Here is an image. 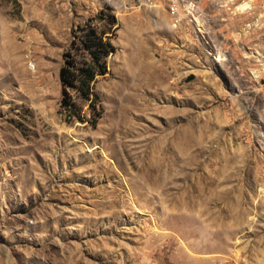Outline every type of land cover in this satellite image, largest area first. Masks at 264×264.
Instances as JSON below:
<instances>
[{
	"label": "rangeland",
	"instance_id": "1",
	"mask_svg": "<svg viewBox=\"0 0 264 264\" xmlns=\"http://www.w3.org/2000/svg\"><path fill=\"white\" fill-rule=\"evenodd\" d=\"M106 6L104 112L69 123ZM0 264H264V0H0Z\"/></svg>",
	"mask_w": 264,
	"mask_h": 264
},
{
	"label": "trees",
	"instance_id": "2",
	"mask_svg": "<svg viewBox=\"0 0 264 264\" xmlns=\"http://www.w3.org/2000/svg\"><path fill=\"white\" fill-rule=\"evenodd\" d=\"M118 29V17L110 6L74 29L60 68L59 112L65 121L87 122L95 127L102 118L104 110L95 83L108 73V58L116 52L114 39Z\"/></svg>",
	"mask_w": 264,
	"mask_h": 264
},
{
	"label": "built area",
	"instance_id": "3",
	"mask_svg": "<svg viewBox=\"0 0 264 264\" xmlns=\"http://www.w3.org/2000/svg\"><path fill=\"white\" fill-rule=\"evenodd\" d=\"M177 8V5L175 4V6L172 7V9L175 11Z\"/></svg>",
	"mask_w": 264,
	"mask_h": 264
}]
</instances>
